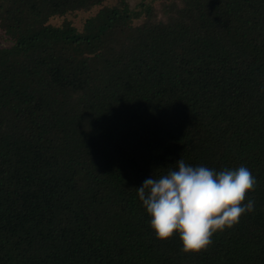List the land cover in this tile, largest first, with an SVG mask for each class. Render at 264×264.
I'll return each mask as SVG.
<instances>
[{
    "label": "trees",
    "instance_id": "trees-1",
    "mask_svg": "<svg viewBox=\"0 0 264 264\" xmlns=\"http://www.w3.org/2000/svg\"><path fill=\"white\" fill-rule=\"evenodd\" d=\"M108 1L0 0V264H264V0ZM181 158L257 181L199 253L137 191Z\"/></svg>",
    "mask_w": 264,
    "mask_h": 264
},
{
    "label": "clouds",
    "instance_id": "clouds-1",
    "mask_svg": "<svg viewBox=\"0 0 264 264\" xmlns=\"http://www.w3.org/2000/svg\"><path fill=\"white\" fill-rule=\"evenodd\" d=\"M175 165L176 170L146 179L137 188L139 199L158 239L179 233L183 251L199 253L212 244L214 233L232 228L254 210V201H245L257 181L245 166L217 172L187 165L182 158Z\"/></svg>",
    "mask_w": 264,
    "mask_h": 264
},
{
    "label": "rangeland",
    "instance_id": "rangeland-1",
    "mask_svg": "<svg viewBox=\"0 0 264 264\" xmlns=\"http://www.w3.org/2000/svg\"><path fill=\"white\" fill-rule=\"evenodd\" d=\"M151 0H126V2L129 4L130 8L132 10H138L139 9V5L142 2H150ZM115 4V0H109L106 5H113ZM155 7L157 10H161L162 6L159 2L155 3ZM100 9V7L94 8L91 11L85 12V11H80V12H76V13H72V14H68L64 17H55L53 19L50 20V24L52 25H56L59 26L61 25L65 20L71 21L73 23V25L75 27H77L79 30H81L83 28V25L85 23V21L95 15L98 10ZM11 43L8 42V40L5 38V36L2 35V33L0 32V47L2 46H9Z\"/></svg>",
    "mask_w": 264,
    "mask_h": 264
}]
</instances>
